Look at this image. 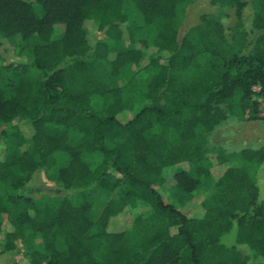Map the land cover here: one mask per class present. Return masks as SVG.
<instances>
[{
  "label": "trees",
  "instance_id": "1",
  "mask_svg": "<svg viewBox=\"0 0 264 264\" xmlns=\"http://www.w3.org/2000/svg\"><path fill=\"white\" fill-rule=\"evenodd\" d=\"M194 2L0 0V62L1 38L20 43L18 63L0 66V123L13 130L0 161V251L21 247L6 264H264V147L243 149L244 164L217 178L205 154L235 110L264 122V0H210L214 11L180 35ZM40 175L71 194L37 200L29 183ZM201 184L209 193L184 211Z\"/></svg>",
  "mask_w": 264,
  "mask_h": 264
},
{
  "label": "rangeland",
  "instance_id": "2",
  "mask_svg": "<svg viewBox=\"0 0 264 264\" xmlns=\"http://www.w3.org/2000/svg\"><path fill=\"white\" fill-rule=\"evenodd\" d=\"M209 1L210 0H195L194 4L187 9L186 17L181 23H179L180 35H182L187 28L195 25L202 13H212L214 11V8L211 7ZM130 7L131 6H128V8ZM227 13L228 16L222 18L226 34L229 33V29L233 27L235 23L233 10L229 9L227 10ZM251 15L252 10L250 6H247L242 15L246 28H249L248 25L250 23ZM85 26L86 31L89 35H92V38L99 35L96 22L90 21ZM62 30V26L57 25L53 30V38H58L61 35ZM1 40L5 46V56L4 60L0 62V66L7 64H13V66L16 65L19 61L17 57L18 47L20 45L19 41L14 38H1ZM209 61L210 57L206 55L203 57L202 63L206 64L209 63ZM22 63H25V60ZM145 75L146 74L144 73L141 74L143 78L146 77ZM118 84L124 87L127 85V78L125 77L119 80ZM253 90L257 91L258 88L255 87ZM242 116L243 115L240 114V111L235 110L233 114H230L227 117L226 121L220 123V125L206 137L205 154L206 158L210 161L211 171L215 178H217L227 166L234 167L242 166L244 164L239 156V153L243 149L257 150L264 147V122L260 120H246V118L243 119ZM20 128L24 134H27L24 124L21 125ZM12 131L13 130L10 126L0 123V161H3L5 158L6 148L9 144ZM73 137L74 138L71 139V141L76 142L77 136L73 135ZM187 167L188 166L184 164L165 169L163 171V176L168 181L177 170L186 169ZM256 177L259 197L260 200L264 202V163L256 169ZM29 188L32 195L37 200L49 195L57 199L64 197L66 194H71L70 192H63L58 187L50 185L41 175L34 177L30 181ZM158 190L166 199L165 190L161 188ZM208 191L209 187L206 184H201L193 193L192 200L185 206L184 211H188L200 203L209 193ZM92 193L93 196L97 195V192L95 191ZM136 211L138 212L137 214L146 216L151 212V209L145 204H139ZM134 215L135 211H126V223L128 225L132 223ZM226 241L231 243L233 242V238L228 237ZM18 251H21V247L17 246V250L11 252L4 253L0 251V264H6L15 260L16 258L14 257H16ZM244 252L246 253L248 251L244 250Z\"/></svg>",
  "mask_w": 264,
  "mask_h": 264
},
{
  "label": "built area",
  "instance_id": "3",
  "mask_svg": "<svg viewBox=\"0 0 264 264\" xmlns=\"http://www.w3.org/2000/svg\"><path fill=\"white\" fill-rule=\"evenodd\" d=\"M258 91V90H257Z\"/></svg>",
  "mask_w": 264,
  "mask_h": 264
}]
</instances>
